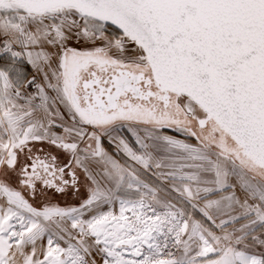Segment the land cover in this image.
Instances as JSON below:
<instances>
[{"label":"snow or ice","instance_id":"obj_1","mask_svg":"<svg viewBox=\"0 0 264 264\" xmlns=\"http://www.w3.org/2000/svg\"><path fill=\"white\" fill-rule=\"evenodd\" d=\"M0 264H264V0H0Z\"/></svg>","mask_w":264,"mask_h":264},{"label":"flooded vegetation","instance_id":"obj_2","mask_svg":"<svg viewBox=\"0 0 264 264\" xmlns=\"http://www.w3.org/2000/svg\"><path fill=\"white\" fill-rule=\"evenodd\" d=\"M65 201H67V202H69V203H73V202H74V200L69 199V198H67V197H65V198H63V199L60 200V202H65Z\"/></svg>","mask_w":264,"mask_h":264},{"label":"crops","instance_id":"obj_3","mask_svg":"<svg viewBox=\"0 0 264 264\" xmlns=\"http://www.w3.org/2000/svg\"><path fill=\"white\" fill-rule=\"evenodd\" d=\"M163 195V194H162ZM64 202H61V204H63Z\"/></svg>","mask_w":264,"mask_h":264},{"label":"rangeland","instance_id":"obj_4","mask_svg":"<svg viewBox=\"0 0 264 264\" xmlns=\"http://www.w3.org/2000/svg\"><path fill=\"white\" fill-rule=\"evenodd\" d=\"M54 227H55V225H54Z\"/></svg>","mask_w":264,"mask_h":264}]
</instances>
